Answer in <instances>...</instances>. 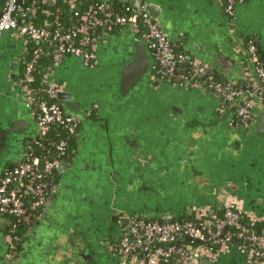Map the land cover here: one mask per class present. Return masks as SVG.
Returning a JSON list of instances; mask_svg holds the SVG:
<instances>
[{
	"label": "crops",
	"instance_id": "0c3cea01",
	"mask_svg": "<svg viewBox=\"0 0 264 264\" xmlns=\"http://www.w3.org/2000/svg\"><path fill=\"white\" fill-rule=\"evenodd\" d=\"M138 1L154 7L179 51L207 64L223 83L264 95L257 75L246 82L252 62L244 52L253 41L264 61V0H240L232 19L225 14L226 0L106 3L118 11ZM99 35L89 65L77 57L56 58L45 76L47 85L72 94L79 106L70 113L81 122L77 147L54 174L47 210L21 240L15 260L8 257L7 227L0 219V264H122L112 247L132 219L190 220L198 208L222 214L230 203L264 221V103H255L247 126L235 128L237 105L203 86L155 81L154 69L123 97L119 75L134 54V32L100 29ZM27 48L11 31L0 36V136L5 129L12 133L0 174L21 161L37 134L20 81ZM205 262L251 264L237 246Z\"/></svg>",
	"mask_w": 264,
	"mask_h": 264
},
{
	"label": "built area",
	"instance_id": "2783aa9c",
	"mask_svg": "<svg viewBox=\"0 0 264 264\" xmlns=\"http://www.w3.org/2000/svg\"><path fill=\"white\" fill-rule=\"evenodd\" d=\"M57 1L0 2V36L11 31L27 43L31 41L37 44L30 59L25 62L24 74L20 79L28 101L27 107L35 117L37 134L21 161L6 167L0 174V219L10 231L6 234V240L11 260L20 255L17 231L22 229L24 232L20 240L30 236L47 210L54 187V174L65 169L69 141L77 139L81 123L76 116L58 105L57 94L61 91L58 86L46 84L43 96L31 87L45 47L53 50L55 58L77 57L89 65L96 58L95 48L100 40L97 29L111 32L128 28L142 36L156 58L158 66L154 68L153 80H171L181 87L203 86L230 105L246 97V101L236 104L238 109L231 126H247L252 120L255 103H264L262 92L225 84L218 80L207 64L192 60L179 51L158 19L153 18L144 6L131 5L117 11L106 2L82 0L87 5L81 12L77 6L78 0H62L73 8L77 18L74 24L65 27L58 15L52 22L36 24L38 6L53 5ZM239 1L226 0L227 17L233 18ZM42 13L51 15L48 10ZM236 51L242 53L241 48ZM244 52L252 62V72L248 69L245 73L246 82L249 84L255 74L264 84V61L260 59L257 45L249 41ZM53 129L62 132L63 136H51ZM259 223H263L261 228ZM234 246L248 254L251 264H264V221L249 217L235 204L229 203L222 214L211 212L208 208H198L190 220L132 219L112 250L120 257L122 264H201L205 260L213 262L217 252Z\"/></svg>",
	"mask_w": 264,
	"mask_h": 264
},
{
	"label": "water",
	"instance_id": "95a60500",
	"mask_svg": "<svg viewBox=\"0 0 264 264\" xmlns=\"http://www.w3.org/2000/svg\"><path fill=\"white\" fill-rule=\"evenodd\" d=\"M103 2H107V0H103ZM137 5L143 6L142 1H138ZM145 9L149 12V14L153 18L156 19L158 18L157 12L155 11L154 7L146 6ZM131 39L134 45V54H132L131 58L122 67L118 81L119 94L123 97H125L132 89L139 86L144 80L145 76L151 73L153 69L158 66V63H152L150 61L148 54L149 53L151 54L152 52L149 50V53L147 54L146 47L148 48V46L146 42L143 40L142 36L138 33H134ZM61 59H62L61 57H58L56 61H60ZM241 99L237 100L231 105H236L240 103ZM57 102L59 106H61L65 111L69 113L77 114L79 112V106L77 105L76 100L72 97V94L68 92L65 91L58 92ZM255 107L256 106L254 105L253 109ZM11 134H12L11 129H5L2 132L0 136V156L6 153L7 151L6 144ZM186 241H189V238H186ZM178 245H180V242L178 243ZM205 263L207 264V262Z\"/></svg>",
	"mask_w": 264,
	"mask_h": 264
},
{
	"label": "trees",
	"instance_id": "16d2710c",
	"mask_svg": "<svg viewBox=\"0 0 264 264\" xmlns=\"http://www.w3.org/2000/svg\"><path fill=\"white\" fill-rule=\"evenodd\" d=\"M31 0H27V3H29ZM1 2V1H0ZM77 6L80 7L81 12L86 8V5L84 1L78 0ZM38 15H37V20L36 24L38 25H43L45 22H52L55 19V16L58 15L60 20L62 21L63 25L65 27H69L70 25L74 24L77 18L74 16V11H72V6L69 5L67 2H64L62 0H58L55 4L50 5H39L38 6ZM123 9V8H122ZM43 10H48L51 15H45L42 13ZM100 29H97V33H99ZM37 44L34 42L29 41L28 43V49H29V54L27 55L26 60L30 59V54L34 48H36ZM260 56V55H259ZM55 57L53 54V50H51L49 47H45L43 49V54L41 55L37 66L36 70L34 72V82L31 84V87L36 90L37 94L40 96H43V90L44 88L47 87L46 82H45V76L49 69L55 64ZM262 60V58L260 57ZM25 68V62L22 63V69L24 70ZM23 77V76H22ZM21 77V78H22ZM217 77V76H216ZM218 80H220L218 78ZM245 89L246 87H242ZM242 103V102H241ZM51 136H56V137H62L63 134L59 130L53 129L50 133ZM77 143L75 139H70L69 144H68V155L67 159L71 158L76 150ZM14 166V165H12ZM184 219H179V221H183ZM259 228L263 226V223H259ZM10 231L9 229L6 230V234H8ZM24 235V232L22 229L17 231V237H19L18 241V250L19 246L21 244L20 238Z\"/></svg>",
	"mask_w": 264,
	"mask_h": 264
}]
</instances>
